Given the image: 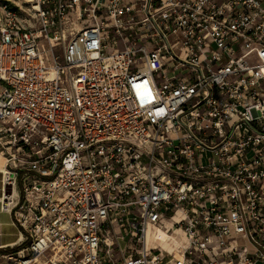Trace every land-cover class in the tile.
<instances>
[{"label": "built area", "instance_id": "built-area-1", "mask_svg": "<svg viewBox=\"0 0 264 264\" xmlns=\"http://www.w3.org/2000/svg\"><path fill=\"white\" fill-rule=\"evenodd\" d=\"M0 154L6 264H264V0H0Z\"/></svg>", "mask_w": 264, "mask_h": 264}, {"label": "crops", "instance_id": "crops-1", "mask_svg": "<svg viewBox=\"0 0 264 264\" xmlns=\"http://www.w3.org/2000/svg\"><path fill=\"white\" fill-rule=\"evenodd\" d=\"M2 197H3V189H2V186L0 183V201H1ZM10 217L11 216L8 213H5V212L0 210V250H4L6 248H10V247L14 246V244L16 243V240H17L18 234H17L15 239L10 240V239H7L6 232H4V230H3L4 226L15 227L12 224V218L10 219Z\"/></svg>", "mask_w": 264, "mask_h": 264}, {"label": "rangeland", "instance_id": "rangeland-1", "mask_svg": "<svg viewBox=\"0 0 264 264\" xmlns=\"http://www.w3.org/2000/svg\"><path fill=\"white\" fill-rule=\"evenodd\" d=\"M13 2H16L17 0H11ZM2 163L4 164V159L2 157L1 159ZM2 182V175H1V172H0V183ZM1 186H2V183H1ZM19 187V186H18ZM8 217V216H7ZM11 219V217H10ZM3 230L4 232H6V235H7V239H10V240H13L16 238L17 234H18V231L19 229L16 228V227H13V226H4L3 227ZM14 249H11V248H6L4 250H0V255L1 254H9L11 251H13ZM8 262V258L5 257H0V264H6Z\"/></svg>", "mask_w": 264, "mask_h": 264}, {"label": "bare ground", "instance_id": "bare-ground-1", "mask_svg": "<svg viewBox=\"0 0 264 264\" xmlns=\"http://www.w3.org/2000/svg\"><path fill=\"white\" fill-rule=\"evenodd\" d=\"M1 159H2V156L0 154V172L2 174V173H6V171H5L4 164L2 163ZM160 237H162V235ZM163 243H164V245H166V241H163Z\"/></svg>", "mask_w": 264, "mask_h": 264}]
</instances>
